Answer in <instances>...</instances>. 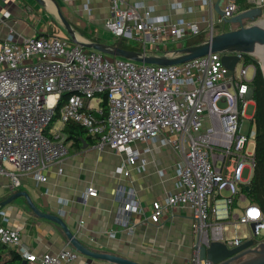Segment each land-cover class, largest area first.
<instances>
[{"label": "built area", "instance_id": "obj_1", "mask_svg": "<svg viewBox=\"0 0 264 264\" xmlns=\"http://www.w3.org/2000/svg\"><path fill=\"white\" fill-rule=\"evenodd\" d=\"M110 1L106 29L114 38L140 41L146 54L153 55L149 44L167 47L201 33L198 24L155 15L145 4ZM240 12L237 0H228L224 18ZM210 30L214 34V25ZM223 55L161 66L111 57L56 35L18 38L11 31L0 38V178H9L14 187L21 185L22 174L46 182L51 165L62 163L69 153L66 135L57 124L81 125L99 148L125 153L131 165L141 161L144 166L142 155L151 151L135 148L136 143L162 136L181 160L177 190L153 203L152 221L158 223L173 208L189 206L200 245L222 242L233 248L254 239L258 247L264 243V214L242 190L249 187L256 167L254 124L244 133L245 121L254 123V116H247L249 105L255 103L254 77H249L251 65L244 64L242 54L235 70L225 66ZM65 94L59 121L52 126ZM246 170L251 176L245 177ZM118 171L129 176L123 166ZM97 196V189L89 187L85 199ZM132 212H145L135 197L125 202L117 221L130 227ZM0 221V241L20 247L21 235L6 225L9 216L4 209ZM242 224L251 228L250 233L229 236L231 226L239 229ZM20 253L29 264H75L79 257L72 249L37 255L22 248ZM193 261L213 264L201 261L199 249Z\"/></svg>", "mask_w": 264, "mask_h": 264}, {"label": "crops", "instance_id": "obj_2", "mask_svg": "<svg viewBox=\"0 0 264 264\" xmlns=\"http://www.w3.org/2000/svg\"><path fill=\"white\" fill-rule=\"evenodd\" d=\"M127 1L153 7L155 15L169 17L172 21L184 19L196 23L201 29L200 35L187 36L179 42L171 41L167 47L154 44V48L148 49L153 55L162 56L167 51L207 41L211 36V25L217 27L214 34L234 29V24H226L216 9L219 4L224 10L228 0ZM60 11L82 42L110 45L122 40L127 42V39L98 34L106 28L105 23L111 16L110 0H43L42 3L37 0H0V38L14 31L18 38L56 35L76 44L61 20ZM6 13H10V17H5ZM131 45L144 52L140 41ZM67 145L68 155L62 163L51 165L46 182L22 174L21 185L14 187L9 178L1 177L0 203L18 192H26L41 211L60 215L82 243L95 251L123 256L142 264H194L200 238L192 227L191 207L173 208L158 223L150 217L153 203L166 199L177 190V169L181 158L164 143L162 136L148 143L135 144L138 149H151L142 155L146 160L144 166L141 161L131 165L125 153L110 147L99 148L94 144L78 150L71 142ZM121 166L129 176L119 173ZM89 187L97 189V197L85 199ZM134 197L145 212H132L128 227L117 220L125 202ZM3 209L9 216L6 225L21 235V246L12 247L19 252L22 248L37 255L76 250L62 227L37 215L25 197L17 198ZM75 264L110 263L92 260L79 252Z\"/></svg>", "mask_w": 264, "mask_h": 264}, {"label": "water", "instance_id": "obj_3", "mask_svg": "<svg viewBox=\"0 0 264 264\" xmlns=\"http://www.w3.org/2000/svg\"><path fill=\"white\" fill-rule=\"evenodd\" d=\"M40 3L43 0H37ZM219 15L224 19L226 24H234L238 27L219 34H212L210 38L194 46L178 48L164 55H150L145 52L123 49L110 44L82 42L78 39L71 23L60 13L61 20L65 25L71 40L85 49H93L111 57L124 58L140 63L171 66L183 64L185 62L208 56L212 53H222L223 62L226 67L235 70L237 63L241 60L239 54H253L247 45L250 43L264 46V30L258 27L257 20L264 14L261 6L245 10L235 15L233 18H224V10L218 4L216 6ZM251 22V24H248ZM237 53L228 55L227 53ZM262 66V65H261ZM264 72V69L262 67ZM87 146V144H85ZM19 197H25L32 210L42 218L58 224L64 230L70 245L78 250L82 255L92 259L104 261L110 264H142L133 259L123 256L95 251L85 246L82 241L72 232L69 226L60 215L49 214L41 211L31 200L26 192H18L7 200L0 203V209L13 202ZM252 230L256 231V223L251 224ZM200 259L204 263L212 262L213 264H264V243L255 247V240L250 239L238 247H229L222 242H214L211 246L198 245ZM27 264V261L24 262Z\"/></svg>", "mask_w": 264, "mask_h": 264}, {"label": "trees", "instance_id": "obj_4", "mask_svg": "<svg viewBox=\"0 0 264 264\" xmlns=\"http://www.w3.org/2000/svg\"><path fill=\"white\" fill-rule=\"evenodd\" d=\"M240 7V11H245L256 7V4L250 0H237ZM199 44V43H197ZM114 46L140 51L138 46L127 44L124 40L115 43ZM244 64L254 65L256 73L252 80L253 87V99L256 105V112L254 115V123L256 128V167L248 186L243 187V193L247 199L257 204L264 214V72L262 70L261 63L252 57L251 54H243ZM68 95H64L57 107V116L55 117L52 126L59 121L60 109L64 105ZM105 112L108 110V99L104 96V102L102 103ZM63 133L66 135V143L71 142L73 147L81 150L85 144L94 145L97 144V139L88 134V131L81 125L74 122H67L63 128ZM25 259L21 253L0 241V264H24ZM29 264V263H27Z\"/></svg>", "mask_w": 264, "mask_h": 264}, {"label": "rangeland", "instance_id": "obj_5", "mask_svg": "<svg viewBox=\"0 0 264 264\" xmlns=\"http://www.w3.org/2000/svg\"><path fill=\"white\" fill-rule=\"evenodd\" d=\"M252 2H254V3H259V6H261L262 7V9H263V13H264V0H252ZM258 6V5H257ZM264 21V14H262L259 18H258V20H257V23H261V22H263ZM248 24H251V22H248ZM228 25H230V24H228ZM229 26H227V28H228ZM238 26L237 25H234V29L235 28H237ZM217 28V27H216ZM215 28V29H216ZM98 34L100 35H106V36H109V37H111V33L104 27V28H102L101 29V31L100 32H98ZM113 36V35H112ZM114 37V36H113ZM129 44H133L134 42H136V40H134V39H127L126 40ZM127 43V44H128ZM151 47L152 48H154L155 47V45L154 44H149V46H148V49H151ZM171 48H173L172 46H171ZM252 55V57H254L255 59H257L260 63H261V65H262V67H263V64H262V61H261V59L256 55V54H251ZM242 66H243V63L241 62L239 65H238V67H237V70H238V72L241 70V68H242ZM255 73H256V69H255V67H254V65H251V67L249 68V77L250 78H253L254 77V75H255ZM255 112H256V105H255V103H252L251 105H249V107H248V109H247V116L248 117H253L254 115H255ZM252 124H253V121L251 120V119H247L246 121H245V124H244V133H246V134H248L249 133V131H250V129H251V127H252ZM59 126H60V124H57L56 125V129H58L59 128ZM256 126H255V124L253 125V129H256L255 128ZM251 174L252 173H249L248 172V170H246V172H245V177H249V176H251ZM248 204V201L247 202H243V203H241V208H243V207H245L246 205ZM242 210L241 209H239V213L241 212ZM231 229L229 230V232H228V234H229V236H233V235H235V234H239V236H241V237H244L247 233H250V227L249 226H247V225H245V224H242L241 226H240V228L239 229H236L234 226H231L230 227Z\"/></svg>", "mask_w": 264, "mask_h": 264}, {"label": "bare ground", "instance_id": "obj_6", "mask_svg": "<svg viewBox=\"0 0 264 264\" xmlns=\"http://www.w3.org/2000/svg\"><path fill=\"white\" fill-rule=\"evenodd\" d=\"M259 28L264 30V21L257 24ZM247 48L254 54H256L262 61L263 69H264V46L263 45H256L253 43H250L247 45Z\"/></svg>", "mask_w": 264, "mask_h": 264}]
</instances>
